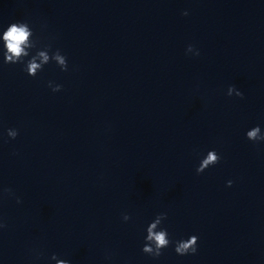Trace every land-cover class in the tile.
<instances>
[{
  "label": "clouds",
  "instance_id": "1",
  "mask_svg": "<svg viewBox=\"0 0 264 264\" xmlns=\"http://www.w3.org/2000/svg\"><path fill=\"white\" fill-rule=\"evenodd\" d=\"M187 16L188 12L182 13ZM0 41H2V54L4 64H22L23 70L32 77L37 76L39 72L44 69V66L55 62V64L61 69V71H68V60L66 55L62 54L59 49L52 50L51 45H45L42 48L38 47L39 39L34 38V31L27 21H17L9 24L6 29L3 30L0 35ZM32 50H35V54H32ZM186 52H194L193 45H189ZM195 55H199V51L195 50ZM27 58V59H26ZM48 86L53 92H59L62 90V85L54 84L49 81ZM228 96H237L243 98V92L238 90L235 85H230L227 89ZM18 130L9 128L7 130V136L11 139H15L18 136ZM246 138L254 143L264 142V132H262L259 125L251 128L246 132ZM221 160V156L215 151L210 150L206 156L200 161L199 166L196 169L197 174L203 173L206 169L218 164ZM232 181L227 182V186H232ZM6 192H10V189H5ZM21 201L17 198V203ZM123 220L127 222L131 219L128 214L123 215ZM167 219V213H159L155 216L151 223L146 228L145 243L142 248V252L158 259L163 255V250L174 244V250L178 255H195L198 251L197 235H191L186 240L181 239L173 241L169 237V233L166 228L162 227V223ZM7 225L0 222V229L6 228ZM51 260L56 261V264H70L69 260L58 259L56 254H52Z\"/></svg>",
  "mask_w": 264,
  "mask_h": 264
}]
</instances>
